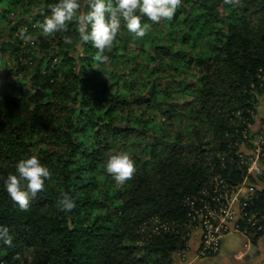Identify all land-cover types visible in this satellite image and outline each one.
<instances>
[{
    "label": "trees",
    "instance_id": "1",
    "mask_svg": "<svg viewBox=\"0 0 264 264\" xmlns=\"http://www.w3.org/2000/svg\"><path fill=\"white\" fill-rule=\"evenodd\" d=\"M58 2L0 0V225L13 236L12 247L0 242V261L174 264L172 256L184 254L191 237L185 200L207 187L212 175L230 189L244 181L235 146L244 141L264 95V0H240L235 7L224 0H182L171 22L143 17L149 31L142 39H133L121 18L103 62L124 56L138 75L132 77L136 85L139 80L136 89L116 71L107 76L95 66L103 62L90 42L81 41L75 18L54 37L44 38L39 27L27 29L35 43L22 50L26 62L17 59L10 70L17 81L8 82L5 56L16 50L1 41L6 28L11 37L24 25L9 20L33 4L36 23H43ZM85 6L84 13L90 10ZM78 45L84 55L77 60L71 51ZM114 75L118 80L110 85ZM174 90L185 114L166 106ZM186 115L194 117L188 139L171 138L170 121ZM133 134L148 159L137 158L136 174L123 187H104L110 174L102 167L110 151ZM32 155L49 168L51 179L23 212L4 181ZM64 193L75 200L71 212L57 207ZM256 210L264 218V190ZM156 221L167 229L155 231Z\"/></svg>",
    "mask_w": 264,
    "mask_h": 264
},
{
    "label": "clouds",
    "instance_id": "2",
    "mask_svg": "<svg viewBox=\"0 0 264 264\" xmlns=\"http://www.w3.org/2000/svg\"><path fill=\"white\" fill-rule=\"evenodd\" d=\"M224 3L235 7L240 5V0H224ZM86 4L90 10L84 13L81 12L80 0H59L51 6L50 16H46L37 27L42 29L44 38L54 37L65 31V26L75 18L81 41L90 42L97 49L95 58L103 62L107 60L104 53L111 51L115 44L121 29V18L133 37L142 39L149 31V25L142 23L143 17L154 24L171 22L182 5V0H114V3L113 0H86ZM19 38L25 45L35 43L27 29L20 31ZM64 43L72 45L73 41L65 36ZM15 168L18 175L9 174L4 187L19 209L27 212L32 199L45 190V182L51 179V173L36 155L21 159ZM136 171L134 160L126 151H118L107 159L106 172L112 176L117 186L123 187L127 181L132 180ZM57 207L60 211L71 212L76 207L75 200L64 193L58 200ZM0 242L8 247L13 245L10 230L3 225H0Z\"/></svg>",
    "mask_w": 264,
    "mask_h": 264
},
{
    "label": "built area",
    "instance_id": "3",
    "mask_svg": "<svg viewBox=\"0 0 264 264\" xmlns=\"http://www.w3.org/2000/svg\"><path fill=\"white\" fill-rule=\"evenodd\" d=\"M249 133L247 129L243 132L244 141L240 146L251 141ZM251 144L252 147L247 153L238 151L239 146H235V154L246 171L241 185L230 189L220 175H215L199 194L185 200L189 209L185 231L190 235L191 230H200L198 255L201 258L218 255L227 235H242L247 241L244 245L247 248L258 234L264 232V218H260L256 210L264 190V126ZM218 157L223 161L224 156ZM156 224L160 225L158 221ZM160 228L167 229L161 224L155 231ZM0 264L7 263L0 261Z\"/></svg>",
    "mask_w": 264,
    "mask_h": 264
},
{
    "label": "rangeland",
    "instance_id": "4",
    "mask_svg": "<svg viewBox=\"0 0 264 264\" xmlns=\"http://www.w3.org/2000/svg\"><path fill=\"white\" fill-rule=\"evenodd\" d=\"M86 3L84 5H82L81 8V12L85 11V6ZM30 9H26L23 6V12H15L17 14H15L14 18L12 17L11 20H9V23L12 26H17L19 25V22L23 23V26H19V30H12L13 35L11 37H9L10 34V30L8 28H6V33L4 35V38L1 42H4L6 40H9L10 43H13V45L15 46V50L16 52L13 54H6L5 58L7 61L8 66L6 67L5 71H3V74L6 76V80L10 83H14L15 81H17V76H15V73L12 71H10L13 67V65H15V63L17 62V59L22 60V62H26L24 60V56H23V51L25 50H29L26 48H29V45H25L24 43L20 42L21 39L19 38V33L21 30L23 29H28L30 30L31 27L36 28L37 27V19L35 18V15L38 14V8H35V6L32 4H30L29 6ZM79 15V13L77 14ZM8 20L4 22V26L8 25L7 24ZM7 27V26H6ZM121 30V29H120ZM122 33V32H121ZM3 36V35H2ZM175 37V36H174ZM11 38V40L9 39ZM170 38L172 37H167V40H170ZM134 39V37H133ZM16 40L18 41V44L16 42ZM22 43V44H21ZM31 46V45H30ZM129 46L131 49H135V47L137 46L136 42H129ZM130 49V50H131ZM23 50V51H22ZM71 53H73L74 57L78 60L79 57L84 55V51L82 50L81 46L78 45L76 50H72ZM139 62H143V59L139 58L138 59ZM97 68H99V70H102V72L107 73L106 75H110V73L112 72V70H114V72L116 71L119 75L123 76L125 82H127L128 84H132L133 88H137L138 84H139V80H137V85L135 82H133L132 77L138 79V75L131 70H134L135 67L134 65H131L127 62V60L125 59L124 56L121 57H117V58H113L111 60L110 63H101L100 66L95 65ZM111 69V70H110ZM2 71V70H1ZM142 71V72H141ZM109 72V73H108ZM141 74L143 77H145V71L144 68H142L140 70ZM9 73V74H8ZM105 75V74H104ZM115 78V79H114ZM115 80L117 82V78L114 77L110 80V85H112V80ZM127 83H124L126 85H128ZM179 96L176 93V90L173 91L172 93V100L170 102L167 103L166 106L170 107L172 110H179L181 114H185V110H184V106L183 103H181V101L178 99ZM262 104L264 105V97L262 100ZM146 113L147 116L149 115L148 118H151L153 116V112L149 111L148 109H146ZM176 114V113H175ZM194 116V114H193ZM168 122V121H167ZM194 122V117H192L191 115H186L183 116L181 119L176 120L175 118L170 121V124H172L171 126V138H176V140H180V141H185L188 139V132L190 131V126L191 124H193ZM169 123V122H168ZM120 125H123V123H118ZM126 122L124 123V125L126 126ZM123 125V127H124ZM248 130H249V136L252 140H254V138L259 134V132L262 130L263 126H264V119H257L256 115L253 118V122L250 123L248 125ZM126 128H128V126H126ZM137 136H135V134H133V136H131V139L128 140H119V142H117V144L115 145V149H113L112 151H110L109 156L112 154H115L118 151H126L130 154L131 158L134 160V163L136 164V160L137 158H141V160H146L148 159L145 154L142 152L143 149V141L141 139L136 138ZM139 137V136H138ZM179 138V139H177ZM112 139V138H111ZM110 139V140H111ZM209 140V138H207ZM172 140V139H171ZM146 141V139H145ZM251 141H248L247 144H242L241 146L238 147V151H243V152H248L251 149ZM111 143H113L112 141H110ZM227 156V154H226ZM194 160H192L193 162ZM103 169L106 168V164L102 167ZM106 175V174H104ZM213 176V175H212ZM110 178H108V182L106 184V188L109 187H115L116 190L120 188V186H117L114 179L112 178L111 175H109ZM113 190V189H112ZM108 202H111L110 200ZM112 205V202H111ZM195 229L191 230L190 234L191 237L190 239L194 236L195 233ZM230 236H235V240L233 241V244L230 246H223L222 251L220 250L219 252V256H213V257H208V258H201L198 254L195 255V258L198 257L197 259H195V263L194 264H264V244L261 245L259 248H257V246L255 244H253L254 240L252 242L249 243V248L246 249V247H244L245 243H247L246 239L240 235V234H235V235H230ZM234 238V237H233ZM138 246H144L143 243H137ZM231 247H235V248H231ZM236 249V250H235ZM235 250V251H234ZM239 251V252H238ZM233 252H235L236 257H233ZM179 254H174L172 256L173 259V263L174 264H190L191 260H188V258H183L181 254V256H178ZM1 259V258H0Z\"/></svg>",
    "mask_w": 264,
    "mask_h": 264
},
{
    "label": "crops",
    "instance_id": "5",
    "mask_svg": "<svg viewBox=\"0 0 264 264\" xmlns=\"http://www.w3.org/2000/svg\"><path fill=\"white\" fill-rule=\"evenodd\" d=\"M263 97H264V95L260 98V105L257 108V112H256L257 119H264V105L262 104ZM195 233L196 234H194V236L189 240L187 251L182 255L183 258H188V260L192 259L190 264H194L196 261L195 259L198 258V257L195 258V255L198 254L199 247H200L201 232H200V230H197V231H195ZM230 235H235V234H230ZM230 235H227L224 238V240L222 242L221 251H222L223 246L225 247L226 245L230 246L233 244V241L235 240V236H230ZM253 242H254L253 244H255L257 246V248H259L261 245L264 244V235L262 237L258 238L257 240H254ZM231 248H235V247H231ZM248 248L249 247H247L246 249H248ZM178 256H181V254H179ZM234 256L236 257L235 252H233V257Z\"/></svg>",
    "mask_w": 264,
    "mask_h": 264
}]
</instances>
